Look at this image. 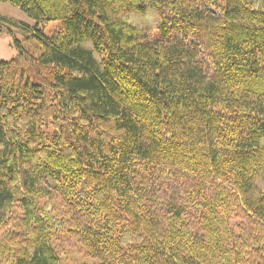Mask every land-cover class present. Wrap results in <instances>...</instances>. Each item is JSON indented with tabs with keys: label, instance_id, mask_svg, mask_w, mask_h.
Here are the masks:
<instances>
[{
	"label": "trees",
	"instance_id": "16d2710c",
	"mask_svg": "<svg viewBox=\"0 0 264 264\" xmlns=\"http://www.w3.org/2000/svg\"><path fill=\"white\" fill-rule=\"evenodd\" d=\"M0 1V264H264V0Z\"/></svg>",
	"mask_w": 264,
	"mask_h": 264
},
{
	"label": "rangeland",
	"instance_id": "374dc122",
	"mask_svg": "<svg viewBox=\"0 0 264 264\" xmlns=\"http://www.w3.org/2000/svg\"><path fill=\"white\" fill-rule=\"evenodd\" d=\"M5 20H10L18 25L21 24L22 27H26L30 31L39 29L46 37L55 32L59 26L56 21L41 23L36 26L35 21L30 19L20 8L8 2L0 1V62L9 61L17 55V43L31 50L34 54H38L43 47L41 42L29 35L27 31ZM55 202L59 201L56 200ZM57 210L58 213H56L61 216L64 208L60 203ZM2 236L3 234H0V237ZM53 240L60 264H98L97 260L85 255L84 250L65 229L59 230Z\"/></svg>",
	"mask_w": 264,
	"mask_h": 264
}]
</instances>
